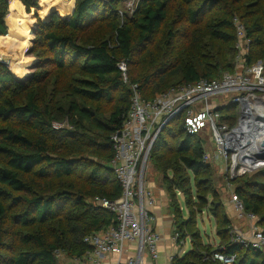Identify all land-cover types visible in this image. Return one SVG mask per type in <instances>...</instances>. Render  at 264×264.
<instances>
[{"label": "trees", "instance_id": "trees-1", "mask_svg": "<svg viewBox=\"0 0 264 264\" xmlns=\"http://www.w3.org/2000/svg\"><path fill=\"white\" fill-rule=\"evenodd\" d=\"M175 1L183 11L175 13ZM115 4L76 0L74 13L64 18L50 12L40 16L39 0H0V51L22 42L31 45L28 54L34 58L30 70L21 60L11 64L15 73L28 72L22 75L0 62V264H60L63 254L86 261L93 249L85 238L115 221L90 200L116 201L122 196L111 166V138L128 116L134 85L144 101L155 97L142 95L152 78L133 72L157 34L163 31L159 44L178 40L165 30L169 23L179 18L188 26V44L177 64L168 68L178 80L172 89L220 80L235 71V18L251 41L249 62L264 60V0H141L134 16L124 21L113 18ZM20 26L24 28L19 31ZM2 52L6 59L8 51ZM121 63L127 66L129 83L119 69ZM159 88L160 83L153 92ZM220 111L230 125L235 123L234 105ZM176 122L182 135L177 134L174 151L158 152L165 149L161 133L159 149L150 156L163 176L173 173L166 186L176 232L181 240L189 234L192 238L191 250L174 264H222L213 259L219 251L237 255L235 264H264L263 252L232 241L233 227L223 205L212 209L220 244L214 250L202 241L197 214L207 207V197L214 196L211 164L203 159V136L188 135L183 117L164 129L173 133ZM82 167L88 169L85 174L77 171ZM235 181L240 182L235 195L245 213L258 217L264 233V168L231 180ZM177 192L185 197L188 220L182 219Z\"/></svg>", "mask_w": 264, "mask_h": 264}, {"label": "built area", "instance_id": "built-area-1", "mask_svg": "<svg viewBox=\"0 0 264 264\" xmlns=\"http://www.w3.org/2000/svg\"><path fill=\"white\" fill-rule=\"evenodd\" d=\"M234 26L238 56L233 73H225L220 80L212 82L201 80L180 86L149 101L142 99L138 86L132 87L134 96L128 116L122 129L111 138L114 147L111 166L122 186V196L116 201L101 197L93 200L95 206L109 212L115 221L107 229L85 238L94 257L89 256L80 263L102 264L103 257L117 255L116 264H146L145 250L152 260L158 258L160 235L153 227L155 219L151 212L156 200L145 187V173L154 143L169 121L183 117L184 130L191 136H203L208 131L216 151L211 156L205 152L203 159L208 163L218 158L231 163L230 180L264 166L261 157L264 150L261 145L264 141V60L249 62L251 41L238 18L234 19ZM119 69L127 81L126 64H119ZM231 104L238 112L233 125L220 111L221 107ZM231 203L238 217L248 221L252 235L249 241L241 240L238 231L233 229L232 241L263 251L264 233L258 225V217L245 213L236 195L231 197ZM178 237L177 234L175 239ZM134 242L139 244L136 255L123 259L126 246ZM213 259L222 264H235L238 257L219 251L213 254Z\"/></svg>", "mask_w": 264, "mask_h": 264}, {"label": "rangeland", "instance_id": "rangeland-1", "mask_svg": "<svg viewBox=\"0 0 264 264\" xmlns=\"http://www.w3.org/2000/svg\"><path fill=\"white\" fill-rule=\"evenodd\" d=\"M51 2L44 5L41 4V0H39L40 6L43 9V11L40 13L41 15H45V12L48 11V9H50V7H52L54 5L55 8L58 9V13L60 15L66 13L67 11L69 12L68 7L66 6V2H70L69 0H50ZM74 1V0H73ZM108 3L110 2H115L116 4L114 5V9L112 10L114 17L113 18H117L118 21H124L126 18H132L137 10V7L140 3L141 0H104ZM179 1H175V8L177 10H175V13H178L179 11H183L180 7H179ZM52 10V9H51ZM50 10V11H51ZM67 12V13H68ZM70 13V12H69ZM9 15H11V12L9 13ZM176 15V14H175ZM174 15V16H175ZM171 16V14H170ZM177 22L175 24H171L169 23V25L165 28V30H171L176 36H177V41H170L168 43H162L159 44L161 41V37H162V33L157 34L151 44L145 48V50L142 51V62L139 66H136L134 68V75H138V77H146V76H150L152 78V85L145 87V89H143L142 91V95L144 97H151V96H156L158 94H160L163 91H166L168 89L171 88L172 84L178 83V80L175 76H173L171 74V70H168L169 67H171L172 65H176L177 61H178V57L181 55V52L183 51V49L186 47V45L188 44L187 42V36H185L184 34H186V32L188 31V26H186L185 24H183L182 22H178L179 18H176ZM7 21V18H6ZM27 28L29 27V29L31 30V22H27ZM30 25V26H29ZM9 27V26H8ZM10 28V27H9ZM24 28V26H20L19 27V31L22 30ZM159 46V47H157ZM31 45L29 44V46L27 47L25 44L18 43L16 44L14 47L11 45H7L4 46L1 51H0V60H4L6 65L11 69V71L15 74V75H22L23 73H28L26 70H30L29 68L31 67V64L34 61V58L31 57L28 54V51L30 49ZM12 49V51L9 53V50ZM5 51H8V57L2 58V54ZM152 53L151 55H149V53ZM147 55H149V57H147ZM136 59V58H135ZM19 60L23 61V65L25 66V71L22 73H15L12 68H11V64H14L16 62H18ZM156 73H160L158 76H156ZM155 76V77H154ZM154 77V78H153ZM163 77V79L165 80L164 82H161L159 79ZM128 79V76L126 74V80ZM160 81V82H159ZM59 82V81H58ZM127 83H129V81L127 80ZM160 83V88L157 90V92H153L154 87L156 86V84ZM155 85V86H154ZM172 89V88H171ZM114 97H116V94H114ZM221 99V98H220ZM107 107L111 108L113 107V103L111 102H107ZM55 128H58L61 126L59 124H54ZM174 131L173 133H171V130L167 129H163V132L161 134V139H164V141L162 143H164L163 145L165 146V149L163 150H158L159 153H168L171 151H174V143H175V139L178 136L177 134H181L182 132L180 131V124L179 122H176L175 125L173 126ZM167 128V127H165ZM209 130V129H207ZM203 135V146L205 148V152L208 153L210 156L213 155V153H215L216 151V147L214 145V141H212L211 137H210V133L207 131L206 133L202 134ZM180 136V135H179ZM160 139V138H159ZM158 140H156V142L154 143V148H152L151 150V155H153L155 153V149H159V144H158ZM160 139V141H161ZM150 155V156H151ZM263 159V158H262ZM213 160V158L211 159ZM211 164V173L210 175L212 176V187H213V193L214 196L209 195L207 197V201H208V205L206 208H204V210L202 212H199L197 214V226L196 228L198 229V231L200 232L202 241L204 242V244H206L207 246H210L212 249H217L218 245L220 244V238L218 237L217 234V219L215 216H213V211L212 209H217L218 206L223 205L224 211L228 214V207H233V205L230 203L231 201V197L233 195L236 194V188L239 186L240 182L239 181H235V182H231L230 180V170H231V163H226V161L224 159H216L214 161H212ZM263 167H261L260 169H263ZM258 169V170H260ZM255 170L254 172L258 171ZM78 173H86L88 171L87 168H79L77 169ZM252 172V173H254ZM251 174V173H248ZM173 173L169 172L167 177L163 176V174L155 167V163H154V159L151 158L148 164V167L146 169V173H145V187L147 189H149L147 187V183L149 181H154L156 183L157 186H161V187H165L167 190V186H166V182L170 179H172ZM252 176H248V180L251 179ZM247 180V179H245ZM193 187V201L196 203V189ZM150 190V189H149ZM169 193V192H168ZM170 195V194H169ZM178 202L180 204V208L182 211V219L188 220L189 219V209L187 208V206L185 205V197L183 194L177 192L176 193ZM90 203H94L93 200H90ZM214 205H217L216 207ZM195 206H198L197 204L193 205V208H195ZM100 208V207H99ZM102 209V208H101ZM231 212L235 213L234 208L230 209ZM233 210V211H232ZM230 216V215H228ZM232 224V223H231ZM240 227H239V231H238V236L242 239H245V241H249L250 240V235L247 233V225H242V223H240ZM233 227V224H232ZM246 227V228H243ZM260 229L263 231V227L259 226ZM249 228V227H248ZM234 229V227H233ZM186 234L188 235L189 232L186 229L185 230ZM236 235V234H235ZM237 237V236H236ZM188 241L191 243V248H192V238L191 235L189 234L187 236ZM189 245V244H188ZM187 245V247H188ZM264 254V250L261 251ZM59 263L60 264H84V262L82 263H77V260H73L71 258H69L67 255L63 254L60 255L58 257ZM80 262V261H78Z\"/></svg>", "mask_w": 264, "mask_h": 264}, {"label": "crops", "instance_id": "crops-1", "mask_svg": "<svg viewBox=\"0 0 264 264\" xmlns=\"http://www.w3.org/2000/svg\"><path fill=\"white\" fill-rule=\"evenodd\" d=\"M11 2L15 3V1H11ZM70 2H72L71 7H69ZM70 2H66V6L68 7L70 13L67 11L68 13L66 12L60 15L58 13V9L55 8L53 5L52 7H50V9H48L47 12H45V15L47 16L48 13L50 12V14L58 13L60 16L64 18H68L72 16V14L74 13L76 0L74 1L71 0ZM147 187L152 191L155 197V200H156L155 205L151 208V212L155 219L153 223V227L155 231L158 232L160 235V242L158 245V258L156 260H152L148 251L145 250V262L146 264H174V260L176 258L184 257L191 250V243L188 241V238L185 240H181L180 237L175 239L177 235L175 219H174V214L171 210L170 195L168 191L166 190V188L164 186L163 187L157 186L154 181L153 182L149 181L147 183ZM231 204L233 205V203ZM231 208H234V205L233 207L231 206L228 207V210H229L228 215H230L229 219L231 223L233 224L234 229L236 231H239L238 229L241 226L240 223H242V225H247V233L250 235V238H251L252 237L251 229H250V225L248 221L244 219H240L236 211H234L235 213L231 212L230 210ZM243 228H246V227H243ZM138 246L139 244L137 242L128 244L126 246V250L122 258L124 259V258L134 257L137 253ZM89 256L90 258L91 257L93 258L94 254L91 253ZM118 260H119V257L117 255H109V256L103 257L101 259V263L102 264H116ZM76 262L80 263L78 261Z\"/></svg>", "mask_w": 264, "mask_h": 264}, {"label": "water", "instance_id": "water-1", "mask_svg": "<svg viewBox=\"0 0 264 264\" xmlns=\"http://www.w3.org/2000/svg\"><path fill=\"white\" fill-rule=\"evenodd\" d=\"M0 62L2 63V64H4V65H6V63H5V61L4 60H0ZM7 66V65H6ZM8 67V66H7ZM168 123H170V121L168 122ZM262 147H263V149H264V141L262 142ZM261 157H263L264 158V150H263V152H262V154H261Z\"/></svg>", "mask_w": 264, "mask_h": 264}, {"label": "bare ground", "instance_id": "bare-ground-1", "mask_svg": "<svg viewBox=\"0 0 264 264\" xmlns=\"http://www.w3.org/2000/svg\"><path fill=\"white\" fill-rule=\"evenodd\" d=\"M255 164V162H253ZM252 167L256 166V165H251Z\"/></svg>", "mask_w": 264, "mask_h": 264}]
</instances>
